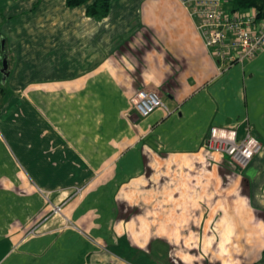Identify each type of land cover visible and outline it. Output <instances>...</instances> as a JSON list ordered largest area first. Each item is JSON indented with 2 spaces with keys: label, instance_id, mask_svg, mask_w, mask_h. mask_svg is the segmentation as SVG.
Listing matches in <instances>:
<instances>
[{
  "label": "crops",
  "instance_id": "1",
  "mask_svg": "<svg viewBox=\"0 0 264 264\" xmlns=\"http://www.w3.org/2000/svg\"><path fill=\"white\" fill-rule=\"evenodd\" d=\"M0 12V264H264V48L219 68L180 0ZM212 127L263 150L239 169Z\"/></svg>",
  "mask_w": 264,
  "mask_h": 264
},
{
  "label": "built area",
  "instance_id": "2",
  "mask_svg": "<svg viewBox=\"0 0 264 264\" xmlns=\"http://www.w3.org/2000/svg\"><path fill=\"white\" fill-rule=\"evenodd\" d=\"M180 1L195 21V28L204 46L219 68L234 62L244 63L264 48V19L257 18L256 9L232 10L226 0ZM131 103L141 117L156 108L167 109L159 94L153 90H138L131 98ZM206 147L212 153L227 156L239 169L245 168L263 150L261 141L249 132L237 140L235 130L218 127L210 129ZM51 213L61 215V204H51Z\"/></svg>",
  "mask_w": 264,
  "mask_h": 264
},
{
  "label": "trees",
  "instance_id": "3",
  "mask_svg": "<svg viewBox=\"0 0 264 264\" xmlns=\"http://www.w3.org/2000/svg\"><path fill=\"white\" fill-rule=\"evenodd\" d=\"M68 7L85 6V13L88 16L103 18L105 17L110 9V0H65ZM228 7L232 10L254 8L257 10V18L260 20L264 19V2L260 0H230ZM2 37L0 35V108L3 104V100L7 95L8 91L2 84V72L1 68L3 65L4 50L2 49Z\"/></svg>",
  "mask_w": 264,
  "mask_h": 264
},
{
  "label": "water",
  "instance_id": "4",
  "mask_svg": "<svg viewBox=\"0 0 264 264\" xmlns=\"http://www.w3.org/2000/svg\"><path fill=\"white\" fill-rule=\"evenodd\" d=\"M3 65H2V68H1V72H2V80L3 78H5V76L7 75V63H6V60H3Z\"/></svg>",
  "mask_w": 264,
  "mask_h": 264
},
{
  "label": "rangeland",
  "instance_id": "5",
  "mask_svg": "<svg viewBox=\"0 0 264 264\" xmlns=\"http://www.w3.org/2000/svg\"><path fill=\"white\" fill-rule=\"evenodd\" d=\"M0 16H1V12H0ZM159 96H160V95H159ZM132 97H133V96H132ZM132 97H131V98H132ZM130 102H131V99H130ZM131 105H132V103H131ZM77 188H78V187H77ZM81 189H82V188H81ZM81 189L79 188V190H81ZM45 194H46L47 197L49 196V193H45ZM55 205H56V204H55ZM50 215H55V214H53V213L50 212Z\"/></svg>",
  "mask_w": 264,
  "mask_h": 264
}]
</instances>
